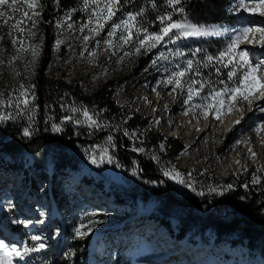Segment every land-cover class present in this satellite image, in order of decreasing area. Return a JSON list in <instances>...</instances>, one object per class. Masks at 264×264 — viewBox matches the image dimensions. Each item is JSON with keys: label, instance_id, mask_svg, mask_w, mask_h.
<instances>
[{"label": "rangeland", "instance_id": "374dc122", "mask_svg": "<svg viewBox=\"0 0 264 264\" xmlns=\"http://www.w3.org/2000/svg\"><path fill=\"white\" fill-rule=\"evenodd\" d=\"M45 1L39 0L40 6L36 11L40 15L36 17L37 23L34 28L30 20L22 17L24 11L31 15V10L26 5L21 4L19 11L13 13L11 9L9 11L0 6V10L13 17L7 24L4 23V18H0V25L4 26V34H0V40L6 36L10 42L8 48L0 44V101H3L0 105H5L0 117H7L0 121L5 123L16 120L17 124L21 122L19 135L28 139L36 136L38 126L34 123L36 114L34 107L30 105L28 91L27 105L21 103L25 99V95L21 93L25 91L24 89H32V76L45 47V28L42 23ZM236 3L237 0H229L226 8V13L231 16V22L222 36L224 45L220 52L224 51L234 38L233 30L245 26L240 19L259 17L264 27V17L258 13L233 11ZM52 6L53 10L57 8L56 4ZM83 7L89 15L85 23L87 24L95 5L89 0V7L85 8V2ZM17 19L23 20L21 27L26 29L23 33L11 27ZM124 20L126 18L119 17L117 13L99 35L90 32L89 28L81 31L82 25L74 24L69 18V13L54 16L49 21L50 34L53 38L50 51L54 57L50 73L55 71V68H63L73 77L75 73L73 71L80 70L81 74H77L76 77L86 80L83 85L87 90L95 89L102 79L103 84L108 79L115 80L113 87L115 105L121 111L128 112L127 118L132 116V112L144 118L147 125L143 127L138 124L135 128L129 129L126 125L127 119L121 115L111 118L103 116L102 119L100 117L102 112L94 110V107L83 108L80 106L83 104L71 100L62 109L65 114L58 121L50 114L44 121L46 131L51 136H60L66 129H70L71 133L82 137L83 141L77 143L71 151H62L58 145L48 143L42 149H37V159L28 150H24L17 158L0 152V240L9 247L15 245L21 251L25 245L28 247L39 243L46 245L45 248L31 252L23 259L11 256L12 264H49L53 256L50 245L55 243L59 247L62 225L67 228L66 242L70 252L68 255V251H65L64 256L73 257L67 261L68 264H100L102 255L103 261L121 255L131 264H264V254L255 253L251 256L244 245L237 242L235 234L226 237L222 233L207 229L202 231L200 237L196 233L193 237L186 235L179 240L170 236L164 228L150 219L166 214L171 224L176 226L180 224L178 219L190 224L192 220L204 218V213L200 210L186 212L178 206H171L166 199L164 188L177 199L189 196L214 198L209 200L211 205H215V199L226 189H233L236 181L241 182L243 190H248V186L260 188V179L264 176V128L259 132L256 129L264 125V112L259 109L252 112L246 101H239L230 111L237 109L241 112L235 119V121L239 119L240 122H234L230 127H222V119L230 112L228 108L222 109L221 118L217 119L215 111H210L206 107H196L213 102L209 96L210 92L206 94L200 91L199 96H193L189 101L187 99L189 81H183V88H176L175 84H166L165 81L171 73L178 70V59L182 56L176 55L177 51L182 53L177 42L166 45L165 40V43L151 49L157 50L142 67L143 77L139 82L138 75L132 70L136 65V58L148 50L142 48L139 53L136 52L138 44L136 36L131 43L123 44L119 39L124 32L123 28L118 29L115 36H108V32L112 30L111 24ZM92 26L94 25H90ZM27 29H31L34 35L29 34ZM85 35L90 37L88 41L83 40ZM14 39L23 40L25 48L29 45L38 46L39 55L34 63L31 52H19L20 44L19 42L14 44ZM108 39L113 41L112 47L105 44ZM58 40L62 41L59 46H64V52L68 53L63 57L59 54ZM241 49L248 52L253 64L264 61V46L246 44L241 45ZM254 55L259 56L256 58ZM17 56L18 59L12 60ZM261 69L264 71V68ZM21 85L24 88H21ZM72 108L78 111L73 112ZM85 109L97 121L98 126L86 122L83 116ZM66 124L68 126H65ZM54 126L60 130L55 131ZM190 126H197L192 135H188ZM201 126H205L204 133ZM3 127L0 126V129ZM26 128L30 132L28 136L24 135ZM150 131L154 132L152 145L147 140V132ZM172 131L175 133L172 134ZM121 137L131 143V150L134 151L131 153L135 156L140 155L155 162L162 178L161 183L151 182L142 177L141 171L138 170V161L121 160L118 157L117 143ZM167 137L178 138L183 144V149L173 160L165 156L167 151L164 140ZM191 145L194 146L188 149ZM249 149L256 153L254 157ZM61 156L64 159L74 157L79 160L76 171L69 168L62 173L64 177L61 189L68 195L65 213L57 205L48 180L45 182L38 180L40 188L29 193L27 192L29 186L26 184L25 188L22 187L23 179H19V175L16 174L19 172L18 174L23 176L21 170H25L27 180L29 175L34 178V165L38 162L47 174L51 175L56 171ZM93 158L96 163L92 162ZM232 159L235 165L226 170L225 162ZM11 163L21 164V168L18 171L12 169L8 166ZM165 172H169L170 175H165ZM176 172L180 175L173 178ZM15 175H17L15 184H11V179ZM82 176L91 180L90 187H83ZM254 177L259 178V182L254 183ZM181 179L184 183L179 182ZM225 179L230 181L225 182ZM7 181L10 184L5 186L4 182ZM99 182L102 184V193L97 191L96 184ZM228 185L232 187L229 188ZM57 218H61L62 222H57ZM83 218H88V222L79 223ZM81 224L84 225L81 231L87 232V235H77L76 230ZM199 229L196 224L191 231L198 232ZM34 235L41 239L31 240ZM95 235H98V239L93 245L91 259L82 256L81 253L77 257L71 254L72 248L69 244L73 240L83 238L91 240ZM3 251L0 249V252ZM0 264H7V260L0 261Z\"/></svg>", "mask_w": 264, "mask_h": 264}, {"label": "trees", "instance_id": "16d2710c", "mask_svg": "<svg viewBox=\"0 0 264 264\" xmlns=\"http://www.w3.org/2000/svg\"><path fill=\"white\" fill-rule=\"evenodd\" d=\"M46 1L42 11V23L45 28L46 42L39 60V66L35 69L31 80L32 88L35 84L37 93L35 102L39 106V112L36 115L38 119L37 134L30 139L19 135V125L16 120H9L6 122L5 126L0 129V152L7 153L13 158L19 157L24 150H28L35 159H37V149H42L48 143L58 145L59 148L65 152L71 151L77 143H81L83 141L81 140L82 137L78 134L71 133L70 129H66L60 136H51L46 131V122H44L46 116L50 114L58 121L59 118L65 114L62 109L71 100H75L83 105L90 104L95 109H101L103 110V116L107 118L121 115L123 118L127 119L126 125L129 129L135 128L138 124L143 125V127L147 125L144 118L132 112V116L127 118L128 112L121 111L120 108L115 105L113 100L115 80L108 79L104 82L101 90L88 96L85 95L79 87L65 83L60 79H54L51 74H48L54 59L50 51L53 38L50 34L49 21L52 20L54 16L69 13V18L74 24L83 25L86 23V19L89 15L83 10L84 0H56L57 8L54 10L51 5L52 2H50V0ZM228 5L229 0H181V3L175 6L177 9H184L183 13H181L169 6L167 0H121V6L117 13L119 17H125L126 20L128 19L129 13H139L134 21L136 27L132 29L137 39L143 38V32H137V29L159 32L162 27L159 17L166 16L169 13H171L174 20H182L187 17L190 23L204 25L210 29H218V33L211 36L193 37L176 41L179 49L183 53L181 58L178 59V65L185 67L188 60L193 61V67L186 74L184 81H196L197 83L193 84L196 88L200 87L202 83L203 87L200 91L207 94L213 90L218 91L225 87H234L235 83L238 82V78L242 77L245 70L244 68H238L236 70V76L233 77L232 80H229L228 73L233 70V65L224 67L223 63H217L213 60L207 63L206 66V58L208 56H218L224 45L222 36L224 30L231 22V16L226 13ZM18 7H21V5ZM11 12L13 13V11ZM114 23H119V21H115ZM2 33L4 34V26L1 24L0 34L2 35ZM171 43V41H166V45ZM0 44L8 48L10 42L5 36L0 40ZM60 48L62 53H64V46ZM197 49L200 51L196 52ZM156 50L157 49L148 50L147 53L136 58V65L132 71L138 75L139 82L143 77L142 67L147 64L151 54L154 52L156 53ZM193 53H195V55H193ZM217 68L220 69L219 72L216 71ZM65 126H68V124ZM147 140L148 143L152 145L154 142V132H147ZM164 142L166 143L165 148L167 151L165 156L171 160L183 149V144L178 138L167 137ZM131 148V143L121 137L117 143L118 157L121 160L139 161L138 157L131 153ZM139 158L141 176L147 178L151 182L161 183L162 178L155 162L147 160L140 155ZM59 160L60 161L56 165V171L51 175H48L46 170L38 162L34 165V178L29 175V179L27 180L25 170H21L23 176H20V174H18L19 172L16 174L19 175V179H23L21 182L22 187L25 188L26 184L29 186V190L27 191L29 193L32 192L33 189L38 190L40 188L38 180L43 182L48 180V184L50 185L52 195L57 205L63 213H65L68 206V195L63 193L61 189V182L64 177L62 173L69 168L76 171L78 169L79 160L74 157L64 159L62 156ZM8 166L17 171L21 168V164L15 163H11ZM17 175L11 179V184H15V177ZM260 180V188L248 186V190H243L241 188V182L236 181L233 189H226L225 192L215 199V205L209 203V200L214 198L207 196H189L177 199L171 196L164 188L166 199L171 206H178L186 210V212L187 210H200L204 213V218L192 220L190 224H185L182 221L183 219H178L180 224L176 226L171 224L169 216L166 214L150 219L164 228L170 236L179 240L185 238L186 235L193 237L196 233L200 237L202 231L208 229L209 231L222 233L226 237L235 234L237 236V242L240 245H244L251 256L255 253L264 254V176H262ZM224 181L229 182L230 180L225 179ZM8 184H10L9 181L4 182L5 186H8ZM81 184L83 187L88 188L91 186V180L82 176ZM96 185L97 191L102 193V184L99 182ZM56 221L59 223L62 222L61 218H57ZM87 222L88 218H83L79 221V223ZM196 224L200 229L198 232L196 230L192 232L193 225ZM62 228V235L59 237L58 242L59 247H57L55 243L50 245L53 256L49 264H68L67 261L73 258H65L64 256L65 251H68V255L70 252L66 242L67 228L64 225H62ZM97 239L98 235L92 237L91 240H87V238L73 240V242L69 244L72 248L71 254H75L77 257L79 253H81L82 256H87L91 259L92 248ZM100 264H131V262L121 255H116L103 261L102 255Z\"/></svg>", "mask_w": 264, "mask_h": 264}, {"label": "snow or ice", "instance_id": "6c2138e0", "mask_svg": "<svg viewBox=\"0 0 264 264\" xmlns=\"http://www.w3.org/2000/svg\"><path fill=\"white\" fill-rule=\"evenodd\" d=\"M85 8L89 7V0H84ZM92 5H95L92 9V13L89 17V22L87 24H83L81 26V31L84 28H89L90 32L95 35H99V33L108 25L110 21L116 16L117 12L121 6V0H91ZM169 6L173 7L174 10L183 13V8H175L176 5L181 3V0H167ZM26 5L29 10H31V15H29L28 11H24L22 13V17L30 20L32 22V27L34 28L37 20L36 17L40 15L36 9L40 6L39 0H0V6L11 9L13 12L19 11V5ZM233 11L240 12H249V13H258L261 16H264V0H237ZM137 14L129 13L128 19L122 21L121 23H112L111 31L108 32L109 37H113L116 35L117 30L123 28L124 32L120 35L119 39L122 40L123 44H129L133 41L135 34L132 29L136 27L134 21L136 20ZM0 18H4V23H8L9 20L13 19V17L8 16L6 11L0 10ZM159 20L162 24L159 32H149L147 29H137V32H143V38L138 39V44L136 47V52L139 53L141 49L151 50L152 48L158 47L161 43H163L166 39L171 42H176L181 39H189V38H199L204 36H211L218 33V29H210L209 27H205L204 25H197L190 23L185 17L182 20H174L172 18L171 13L166 16H160ZM23 20L17 19L15 23L11 25L14 30H17L23 33L26 29L21 27ZM90 25H94L90 27ZM71 27V25H68ZM29 34L34 35L31 32V29H27ZM224 31H227L225 29ZM234 38L227 45V48L224 51H221L218 56H208L206 58V66L207 63L215 60L217 63H223L224 67H228L229 65H233V70L228 73V79L232 80L233 77L236 76V70L238 68H244V72L242 77L238 78V82L235 83L234 87H225L220 90H213L209 93V96L212 98V103L207 105H197L196 107L200 108H208L210 111H215L217 113V119L221 118L222 109L228 108L230 111L232 107H235L239 101H246L249 106H254L255 102L261 99H264V76H259L258 72L261 68H264V61L253 64L249 59V54L246 50L241 49L242 44H259L264 46V27H256V26H243L241 28L235 29ZM11 34V33H10ZM257 34H259V38H257ZM90 39L89 36L85 35L83 37L84 41H88ZM19 42L20 48L19 52L30 51L33 57V63L35 58L39 55L38 46L29 45L27 48L24 46L23 40H13V43L16 44ZM62 43V41H57V46ZM109 47L113 46V41L108 39L105 41ZM122 46V45H121ZM200 50L197 49L196 52ZM94 55V53H93ZM176 55H183V53L177 51ZM195 55V53H193ZM163 57V54H161ZM19 57H13L12 60L18 59ZM11 63V61H9ZM193 61L188 60L185 67H181L177 65V71L171 73V75L165 81L166 84H175L176 88L184 87V78L186 74L192 69ZM217 72L220 71L219 68L216 69ZM199 74V73H197ZM197 83L196 81H189L188 83V97L187 99L192 100L193 96H199L200 90L203 87L201 83L200 87L193 88V84ZM21 88H24L21 85ZM27 90L25 89L21 95H25V99L21 101V103L27 105L28 99L26 97ZM187 102V101H186ZM3 103V101H0ZM261 112H264V107L259 109ZM71 111L76 112L78 109L72 108ZM83 116L86 118V122H89L90 125H96L97 121L93 119V117L89 114L88 110H83ZM7 117H0V119H6ZM243 117L241 116V119ZM65 119H72V117H65ZM81 121H77L80 123ZM239 119L235 121V123H239ZM261 128H264V125H260L257 127L256 131L259 132ZM55 131H59L60 129L54 126ZM24 135H30L29 130L26 128L24 130ZM252 156L256 155L255 152H252L249 149ZM93 163H96L95 158H93ZM239 163V161H237ZM165 175H170L169 172H165ZM179 173L176 172L173 178L179 177ZM180 183H184L183 179L179 181ZM254 183L259 182V178L254 177ZM227 187L231 188V185ZM214 190V189H213ZM84 225L81 224L80 228L76 230L78 236L87 235V232H82L81 228ZM91 231V228L88 230ZM41 238L39 236H32L31 240L39 241ZM46 245L44 243H39L36 246L28 247L24 246L23 251L19 250L15 245L9 247V245L5 244L3 240H0V249H3V252H0V261L7 260V264H12L10 259L11 256L15 255L23 259L31 252H38L41 249L45 248Z\"/></svg>", "mask_w": 264, "mask_h": 264}, {"label": "bare ground", "instance_id": "6f19581e", "mask_svg": "<svg viewBox=\"0 0 264 264\" xmlns=\"http://www.w3.org/2000/svg\"><path fill=\"white\" fill-rule=\"evenodd\" d=\"M52 4H56V0H54L53 2H52ZM51 4V5H52ZM240 22L242 23V24H244L245 26H256V27H263L262 25H261V19H259V17H256V18H251V17H246L245 19H240ZM257 38H259V34H257ZM242 46H246V44H242ZM58 49H59V54H61V57H63V56H65V54L67 53V52H64V53H62V50H61V48H60V46L58 47ZM77 49H79V47H77ZM68 54V53H67ZM83 55V53H81V56ZM259 55H254V57H258ZM55 64L57 65L58 64V62L56 61L55 62ZM101 69H103V58H102V61H101ZM38 66H39V63H38ZM97 66V65H96ZM93 67V66H92ZM100 67V66H99ZM55 68V67H54ZM49 72V73H48ZM47 73L48 74H51L52 76H53V78L54 79H60V80H62V81H64L65 83H68V84H71V85H73V86H77V87H79L83 92H84V94L85 95H88V96H91V95H93V94H95L97 91H99V90H101L102 88H103V79H102V81H100V83H99V85L95 88V89H93V90H87L85 87H84V85H83V83L86 81L85 79H83V80H80L79 78H77L76 76H77V74H81V71L80 70H75V71H73V72H75L74 73V75H73V77H71L70 76V74H68V72H67V70L66 69H63V68H55V71L53 70L52 71V73H50V71H48ZM89 72V71H88ZM91 72V71H90ZM89 72V73H90ZM97 73H99V72H97ZM34 75V74H33ZM68 76H70V77H68ZM33 77V76H32ZM250 108H252V112H254V111H256V110H258V109H260L261 107H264V99H261V100H258V101H256L255 102V105L254 106H249ZM241 115V112L239 111V110H237V109H234V110H232V111H230V112H228L227 114H226V116L222 119V127H228L237 117H239ZM201 125H203V124H201ZM211 126V125H210ZM196 127L197 126H194V127H192V126H190L189 127V129H190V134H188V135H192L193 134V132L195 131V129H196ZM205 126H201V128L203 129V133L206 131V129L204 128ZM173 133H175V131H172V134ZM194 145H191V146H189V148L188 149H190V148H192ZM237 155V154H236ZM236 155H235V157H236ZM235 157H234V159H235ZM234 159H232L231 161H226L225 162V168H226V170H228V169H230L233 165H235V163H233V160ZM147 241V240H146ZM167 263V262H166ZM170 264H172V263H170Z\"/></svg>", "mask_w": 264, "mask_h": 264}, {"label": "built area", "instance_id": "2783aa9c", "mask_svg": "<svg viewBox=\"0 0 264 264\" xmlns=\"http://www.w3.org/2000/svg\"><path fill=\"white\" fill-rule=\"evenodd\" d=\"M25 90V89H24ZM27 91H28V93H29V96H30V98H31V106L32 107H34V114H38V112H39V106H38V104L35 102V100H36V97H37V93H36V88H35V84H34V87L32 88V89H26ZM80 106H82L83 108H87V107H90V108H92V106L89 104V105H80ZM4 107H5V105L3 104V105H0V113H2L3 112V109H4ZM94 110H97V111H100V112H102V116H100V117H102V119H103V110H101V109H94ZM23 121H24V119H23ZM36 125L38 124V119L35 117V122H34ZM5 124H6V122L5 123H1V121H0V126H5ZM19 126H21V122H19V124H18Z\"/></svg>", "mask_w": 264, "mask_h": 264}, {"label": "water", "instance_id": "95a60500", "mask_svg": "<svg viewBox=\"0 0 264 264\" xmlns=\"http://www.w3.org/2000/svg\"><path fill=\"white\" fill-rule=\"evenodd\" d=\"M131 152H134L133 150H130ZM137 157H138V159H139V161H138V170H139V172H140V158H139V156L137 155Z\"/></svg>", "mask_w": 264, "mask_h": 264}]
</instances>
